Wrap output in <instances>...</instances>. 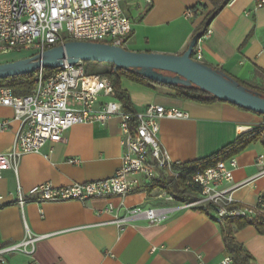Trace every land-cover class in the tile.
<instances>
[{"label": "crops", "instance_id": "obj_1", "mask_svg": "<svg viewBox=\"0 0 264 264\" xmlns=\"http://www.w3.org/2000/svg\"><path fill=\"white\" fill-rule=\"evenodd\" d=\"M222 1L151 0L149 4L126 0L123 10L133 23L126 48L182 54ZM255 5L256 0H229L221 8L210 22L211 34L202 42L201 61L264 91V7L256 9ZM189 10L193 17L187 16ZM122 87L129 92L136 111L159 104L189 112V118H163L160 122V140L174 161L202 163L239 135L264 125L263 114L226 101L202 104L184 100L168 87H150L127 78L122 79ZM6 119L10 124L0 130V153L13 149L20 128L13 108L0 105V120ZM122 137L118 116L106 124H76L65 130L61 141H49L40 152L23 155L17 170L4 171L0 194L7 204L0 208V242L20 241L27 234L41 237L33 255L10 254L7 264H198L199 256L208 264H219L231 256L212 212L183 207L177 199H160L161 189L145 180L126 196L87 201L27 199L23 207L17 202L19 187L27 193L40 183L67 186L112 176L122 165ZM261 154L262 139L236 154L233 180L220 187L232 188L239 203L254 206L264 197V174L258 175L256 164ZM169 205L177 207L160 223L135 218L120 229L111 222L115 215L124 216L128 207ZM108 208L112 212H107ZM234 236L252 256L249 264H264V233L247 225L234 228Z\"/></svg>", "mask_w": 264, "mask_h": 264}, {"label": "built area", "instance_id": "obj_2", "mask_svg": "<svg viewBox=\"0 0 264 264\" xmlns=\"http://www.w3.org/2000/svg\"><path fill=\"white\" fill-rule=\"evenodd\" d=\"M126 0H0V56L10 52L40 53L64 45L68 41H96L126 47L132 31L131 18L124 12ZM149 4L151 0H146ZM256 9L264 7V0H256ZM192 10L187 11L193 17ZM211 34L207 30L198 40L193 57L201 61L202 42ZM36 85L31 93L19 95L14 88L0 86V105L12 107L14 119L20 123L14 147L0 153V178L5 170H17L20 158L27 153L40 152L43 146L63 139L65 130L76 124H106L112 117L121 118L124 152L122 165L106 178L55 186L51 182L31 187L27 193L19 187L17 202L23 207L27 199L45 201H87L95 197L126 196L142 185V180L156 183L161 189L158 198L176 201L162 180H182L196 198L182 202L183 207L205 208L213 213L219 225L227 220H254L264 215V197L257 205L239 203L233 189H221L233 180L237 156L220 159L203 170L185 167L174 161L159 137L163 118L186 119L189 112L159 104H150L140 111H127L117 98L112 80L102 72H95L85 62H65L46 76L44 68L35 72ZM10 120H0V130ZM76 161V160H73ZM264 174V154L256 161ZM180 168H177V167ZM194 168V167H193ZM6 203L0 194V208ZM177 206L158 208L132 206L124 216L115 215L111 221L123 229L132 219L144 218L149 223H160ZM112 212V208L106 209ZM41 237L27 234L13 243L0 242V264H7L13 253L33 255ZM198 264H208L199 256ZM219 264H234L227 256Z\"/></svg>", "mask_w": 264, "mask_h": 264}, {"label": "water", "instance_id": "obj_3", "mask_svg": "<svg viewBox=\"0 0 264 264\" xmlns=\"http://www.w3.org/2000/svg\"><path fill=\"white\" fill-rule=\"evenodd\" d=\"M204 34L205 29L197 32L187 50L179 55L138 52L105 42L68 41L32 56L0 63V79L28 75L44 67L56 69L65 62L110 63L163 84L197 86L221 100L264 115V96L260 92L193 57L194 48Z\"/></svg>", "mask_w": 264, "mask_h": 264}, {"label": "trees", "instance_id": "obj_4", "mask_svg": "<svg viewBox=\"0 0 264 264\" xmlns=\"http://www.w3.org/2000/svg\"><path fill=\"white\" fill-rule=\"evenodd\" d=\"M228 2L229 0H223L222 3H220V5H218L207 16L206 20L203 22L202 26L198 28L196 33L203 29H205V32H206L209 28L211 20L221 10V8H223ZM26 53H28V56L37 54L35 52H26ZM85 63L87 65L94 64L95 67L102 64L99 62H85ZM110 65H111L110 70L105 72V74L108 75L109 78L112 80V83L116 90L117 98L123 102L124 108L127 111H136V110L132 104L131 96L129 92L123 89L122 87L123 78H127L131 81H134V82L146 85V86H150V87H153L155 85H161V86L168 87L174 90L176 95L179 98H182L184 100H192V101L199 102L202 104H210L215 101H224L194 85H191V86L167 85V84H163V83L154 81L152 79L146 78L131 69L116 68L113 64H110ZM214 68L224 71L220 67H214ZM54 71H55L54 68L44 67V72L46 76L50 75ZM239 82L245 85L246 87L252 89L253 91L260 92L264 96V91L261 88H255L246 82H241V81ZM35 85H36L35 73L0 79V86L12 87L14 88L15 92L19 95L31 93ZM243 109H246V108H243ZM259 139H262V141L264 142V125L258 128H254L250 131H247L239 135L234 143L230 144L224 150L211 156L209 159L203 161L202 163H198V164L185 163V167H190V168H187L188 170L195 169V168L203 170L211 165H214L220 159H224L225 157L228 158L230 156L239 154L240 152L245 150L249 145H251L253 142H256ZM177 168H180V167L178 166ZM162 182L164 184V187L168 190V192L174 194L178 201L187 202V201H190L196 198V194L191 192L189 189H187V187L184 185V182L182 180H176V179L166 180L165 179L164 181L162 180ZM201 209L208 211L205 208H201ZM247 225H254L260 233H264V215H260L259 217L251 221L244 219V218L230 219V220H227L224 223V225H221L225 245H226L228 253L232 257V261L234 264H249L250 260L252 259V256L247 251H245L242 244L238 243L235 240V236H234V228L239 229Z\"/></svg>", "mask_w": 264, "mask_h": 264}, {"label": "rangeland", "instance_id": "obj_5", "mask_svg": "<svg viewBox=\"0 0 264 264\" xmlns=\"http://www.w3.org/2000/svg\"><path fill=\"white\" fill-rule=\"evenodd\" d=\"M24 57H28V53H26L25 51H22V52H14L13 51V52L1 55L0 59H2V60H0V63L7 62V61H13V60L21 59ZM99 63H102V62H99ZM88 66L91 67L95 72L100 71V72H104V73L109 71L111 68V65L108 63L107 64L102 63V64L98 65L97 67H95L94 64H90ZM93 67H95V68H93Z\"/></svg>", "mask_w": 264, "mask_h": 264}]
</instances>
